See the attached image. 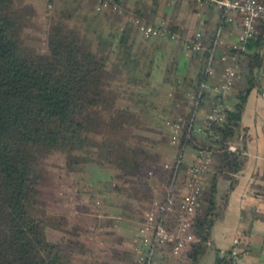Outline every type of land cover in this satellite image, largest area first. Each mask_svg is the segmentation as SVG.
Listing matches in <instances>:
<instances>
[{
    "label": "trees",
    "instance_id": "1",
    "mask_svg": "<svg viewBox=\"0 0 264 264\" xmlns=\"http://www.w3.org/2000/svg\"><path fill=\"white\" fill-rule=\"evenodd\" d=\"M43 1L48 15L45 47L38 50L27 46L22 38L26 20L32 15L31 9L20 0H0V264H73V259L78 256L90 264H105L107 258L112 260L111 264H118L115 260L140 264L138 227L151 205L165 203L168 194L176 201L180 199L174 194V186L180 184L179 176H182L181 180L185 177L182 173L188 164L185 158L188 148L197 153L207 151L211 155L210 166L204 175L206 179L210 174L209 180L207 178L205 182L203 178L202 194L198 197L191 225L197 240L188 243L177 254L172 251V242L155 247L154 264H164L167 260L170 264H197L206 251L210 228L217 215V179L226 176L230 180V189L234 174L243 164L241 148L230 149L229 145L238 136L247 96L253 88L259 92L264 90V18L255 20V31L251 36L238 40L226 51L220 50L217 38L206 39L200 31L196 32L201 35V49L186 47L183 39L182 45L201 58L199 72L191 81L184 77L185 88H176L166 97L164 93L145 89L142 85L118 89L112 83L119 82L122 74L127 79L133 77L130 75L134 62L131 28L140 31L138 22L161 23L159 33H140L148 38L165 34L166 38L178 40L169 25L163 21L148 22L134 10L125 9L117 0H97L98 5L112 12L119 13L124 9L132 14L116 42L109 43V50L104 52L93 49L90 35L83 37L82 31L70 24L72 11L67 3L63 0ZM112 53L115 61L108 67ZM218 54L224 60L219 82L227 65L236 69L233 84L226 93L218 90V80H212L216 74L214 57ZM163 65L160 54L152 52L142 73L134 75L140 82L147 83V79ZM209 69H213L212 72ZM236 80L243 86L236 87ZM156 101L169 104L160 106ZM218 103L222 104L223 119L215 120L208 129L199 131L207 113ZM169 106L182 109V114L167 116ZM201 108H206V114L199 119L197 112ZM167 121L180 125L178 142L170 143L180 164L174 168L162 164L167 178L154 186L150 184L154 179H151L152 170H147V165L157 161L160 153L149 151L142 142L150 139L155 145V134L149 133L161 135L163 128L170 134ZM54 152L64 153L67 170L78 175L72 177L74 183L85 182L83 189L76 187L75 190L74 198L77 197L79 202H90L91 208L103 219V211L113 201L107 196L113 194L121 197L123 207L128 205V210L134 211L132 217L140 216L135 217L137 239L134 243L122 245L120 252L118 246L107 252L102 230H97L98 223L91 228V225L77 224L84 228H79L75 235L64 232L58 237L48 231L49 226L64 229L68 220L67 215L48 212L42 204L44 199H39L43 186L53 185L42 162L45 155ZM144 181L149 186V206L139 213L133 205L140 201L138 182ZM88 184L99 186L105 196L98 195V191H87ZM48 194V198H54L53 193ZM202 206L204 210L200 214ZM175 208L178 209L177 204ZM161 218L173 228L176 216L168 217L164 213ZM86 242L91 243V254L85 251ZM232 248L235 246L224 249L225 254ZM221 251L216 249L214 264H226L230 260L222 256Z\"/></svg>",
    "mask_w": 264,
    "mask_h": 264
},
{
    "label": "crops",
    "instance_id": "2",
    "mask_svg": "<svg viewBox=\"0 0 264 264\" xmlns=\"http://www.w3.org/2000/svg\"><path fill=\"white\" fill-rule=\"evenodd\" d=\"M66 1L63 0L65 4L67 3L68 9L72 11L69 16L70 24L81 30L83 37L90 35L93 49L104 52L109 50V43L116 42L121 30L132 15L131 12L124 9L119 13L112 12L105 6L98 5L97 0ZM117 1L125 9L134 10L137 15L148 22H165L178 37V40H172L164 36L148 38L144 37L136 27H132L130 39L134 62L130 75L133 77L127 79L122 74L119 82L114 81L112 83L118 89L142 85L145 89L160 91L167 97L176 88H185L182 84L184 77L191 81L196 78L199 72L201 58L182 45L183 39L191 37L196 31H200L206 39L213 36L217 38L221 51H226L237 44L239 40L241 30L239 18L234 22L226 21L223 12L218 7L209 6L205 3H194L189 0ZM20 2L31 10H40L38 15L42 13L44 8L43 0H20ZM152 52L160 54L164 65L144 84L134 74L142 73ZM219 55L214 57V71L216 74L212 78V80H218V82L219 73L224 64V60ZM114 61L115 54L112 53L108 67L112 66ZM235 86L242 87L243 85L236 80ZM231 91L232 89H230ZM210 93H214L213 88H211ZM156 102L160 106H168L169 104L166 101L165 103ZM169 110H167V116L181 115L183 112L180 108L172 109L170 106ZM205 114L206 108H201L197 112L199 119H202ZM149 134H152L151 136L155 134L154 137L157 138V136H165L167 132L163 128L161 135H157L155 132ZM229 146L233 149L240 147L244 160L240 170L234 174V182L230 189L228 188L230 180L226 176H219L217 179V215L210 228L207 247L212 250L213 263L216 249L224 250L232 246L236 248L239 245L241 251L239 264H264V97L262 92H259L256 88L251 89L247 96L241 113L238 136L231 141ZM158 148L160 155L165 153V151H161L160 147ZM168 149H171V147ZM195 152L194 149H186L185 158L187 163L193 159ZM77 176V174H74L71 177ZM174 187V194L177 197L181 196L184 192L181 188L182 184L176 183ZM98 188L100 189L99 186L94 184L86 186L87 191L94 193L98 191V195L105 196L104 190L101 192ZM74 190H77V188ZM107 197H110L113 201L105 211L102 210L104 217L103 221L100 220L99 222L102 221L101 224L105 222V225L100 226L98 222L97 230H102V238L104 239V243H102L105 245L104 248L107 252L108 249L116 246H118V249L120 248V252L122 245H129L130 242L134 243L136 241L137 219L134 224L130 221L133 214L129 211L130 209L128 210V205L127 207L122 206L121 197L113 194H109ZM54 204L58 208L59 204H62V211L57 208L59 212L56 213L62 216L67 215L68 220H66L64 229L49 226L48 231L58 237L64 232H69L71 235L78 234L79 228H81V225H78L81 224L80 221L84 224L85 220L79 219L78 214L76 215L73 212L75 207H72L74 206L72 199L66 198L63 201H60L59 198L54 201L53 197L47 199V209H52ZM94 214V212L91 215L89 213L82 214L80 218L87 219L89 216H95ZM118 238L121 239L119 240L122 241L121 243L118 242ZM91 252L89 251L90 254ZM210 258L211 253H207L206 248L205 253L199 258L198 264H204V261H209ZM107 259L106 263L111 264L112 260L108 259V263ZM115 261H118V264H124L122 260ZM73 264L90 263L78 256L73 259Z\"/></svg>",
    "mask_w": 264,
    "mask_h": 264
},
{
    "label": "built area",
    "instance_id": "3",
    "mask_svg": "<svg viewBox=\"0 0 264 264\" xmlns=\"http://www.w3.org/2000/svg\"><path fill=\"white\" fill-rule=\"evenodd\" d=\"M199 4L206 2L220 8L226 21L234 22L239 18L240 33L239 40L251 36L255 31V20L264 18V1L262 0H194ZM50 6V2H47ZM138 21L136 20V23ZM138 28L145 35H153L159 33L160 24L151 25L138 22ZM166 36L165 34H163ZM174 35H171L173 37ZM176 37V36H175ZM192 37L185 38L186 47L192 49L202 48V39L200 32H196ZM212 72V69L208 70ZM236 76V69L232 65H227L222 72V79L218 85V90L226 93L233 84ZM264 97V90L262 92ZM222 104L218 103L212 110L207 113L203 126L199 127V131L208 129L210 124L215 120H222L224 115L222 112ZM170 128L171 144L178 142L179 123L167 121ZM230 149L233 147L229 146ZM207 151H199L193 157V160L186 167L185 187L187 193L182 195L178 201L171 195H167L165 203L158 205L154 203L145 213L144 221L139 225V247L138 260L140 264H154L156 261L155 247L165 243L172 242V251L179 253L188 243L197 240V237L191 231L192 219L196 213V203L203 189V178L205 172L210 166L211 157ZM176 157V158H175ZM178 156H174L171 162H165L168 168L178 167L180 160ZM173 182V178L171 179ZM178 209L176 210L175 205ZM168 217L176 216L173 228L168 227L161 218L163 214ZM221 255L230 259L226 264H237L240 260L239 252L232 248L229 254H225L224 250Z\"/></svg>",
    "mask_w": 264,
    "mask_h": 264
},
{
    "label": "rangeland",
    "instance_id": "4",
    "mask_svg": "<svg viewBox=\"0 0 264 264\" xmlns=\"http://www.w3.org/2000/svg\"><path fill=\"white\" fill-rule=\"evenodd\" d=\"M44 2V1H43ZM45 5V4H44ZM45 9L43 8L42 13L38 15V13H40V10L36 11V10H31L32 15L31 18L26 20V25H25V29H24V33L22 35L23 41L24 43L32 48L41 50L42 48L45 47V43H44V39H45V29H46V23H47V14L44 11ZM220 83V82H219ZM146 141L142 142V145H145V147L149 150V151H157L160 147L161 151H165V153H162L161 155L158 156V160L152 162L151 164L147 165V170L151 169V179H154L153 181H151L150 184H153L154 186L157 184H162L163 181L166 180L167 178V172H164V169L162 168V164H164L165 162H171L172 158L175 156L176 150L174 149V147H171L168 145L171 143V138H170V134H166L165 136H157V138H155V145H153L154 143L151 142L150 139H145ZM171 149H168L170 148ZM167 153V154H166ZM197 153V152H196ZM163 155V157H162ZM44 161L42 162V166L46 172V174L49 177V181L51 180L53 182V185H48V183L43 186V193L42 195L39 197V199L41 200L42 198L44 199V203L43 207H45L44 209H46L48 212H50L51 214L55 213V212H59L58 209H62V204H59V208L58 206H56V204L53 205V208L50 209L46 207L45 201H47L49 194L48 193H53L54 196V201L57 200V198L60 199V201L63 199H72V202L75 203L74 206L75 207L73 212L77 215L79 219L85 220L84 224L90 226V228L94 225L95 222H99L100 220H102V215L100 213H97L93 208H91L90 206V202L88 200L89 203L87 202H79V199H77V197L74 198V194H75V188H81L83 189V186L86 185L85 182H83L82 184H76L73 181V178L71 177L73 175L72 171L67 170V167L65 165V156L64 153H60V152H54V154H49V155H45L44 156ZM193 160V159H192ZM191 160V161H192ZM189 164V162H188ZM187 164V165H188ZM186 176V171L184 173H182ZM209 176H206V179L204 178V181L209 180ZM182 176H179L178 183H182V187L184 192L182 195L187 193V189L185 187V177L181 180ZM156 179L158 181H156ZM206 182V181H205ZM204 182V184H205ZM139 186H140V193H138L137 197H139L138 200H140L139 202H135L136 204L133 205L135 206V209H137L139 211V213L143 212V208L144 207H148L149 206V186H147V181L144 182H138ZM42 187V185L40 186V188ZM181 196H178L177 198H179ZM71 203V202H70ZM89 204V205H88ZM70 205V204H69ZM90 206V207H89ZM69 207V206H68ZM58 208V209H57ZM78 209V210H77ZM145 209V208H144ZM142 210V211H141ZM204 210V207L202 206V208H200L199 213L201 214ZM96 212L95 216H89V218H80V215L82 214H90L92 212ZM131 212L133 213L134 211L131 210ZM135 215V213H134ZM70 216V215H69ZM140 218V216L138 217V215H135L132 217V220H130L133 224L136 221V218ZM79 219H77L79 221ZM103 221V220H102ZM100 223V226L105 225V222L103 224ZM80 223H83L80 221ZM64 228H65V224H64ZM70 228V226H69ZM84 227H81V229H83ZM89 229V228H88ZM81 233V232H80ZM83 236V235H82ZM97 236V235H96ZM95 235H93V237H96ZM86 250L85 251H90V245L91 243L86 242ZM238 252H241L239 249V245L238 247L235 248ZM207 253H211V258L209 261L205 260L204 264H214L213 263V255H212V250L207 247ZM241 260V259H240ZM240 260L238 261L237 264H239ZM168 261V260H167ZM164 261V264H170V260L169 262ZM199 263V261H198ZM197 263V264H198Z\"/></svg>",
    "mask_w": 264,
    "mask_h": 264
}]
</instances>
